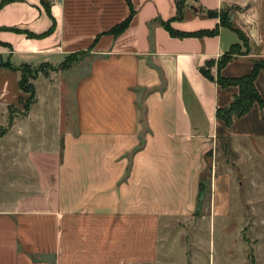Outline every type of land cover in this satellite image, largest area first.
<instances>
[{"label":"crops","instance_id":"0c3cea01","mask_svg":"<svg viewBox=\"0 0 264 264\" xmlns=\"http://www.w3.org/2000/svg\"><path fill=\"white\" fill-rule=\"evenodd\" d=\"M166 21L179 34H206L171 36ZM231 51L221 78L264 64V0L3 4L0 264L153 263L159 227L194 215L207 164L202 220H255L264 202V72L253 80L263 105L224 126L215 110L237 88L215 84V64ZM209 61L212 80L198 73ZM21 65L41 67L26 110Z\"/></svg>","mask_w":264,"mask_h":264},{"label":"rangeland","instance_id":"374dc122","mask_svg":"<svg viewBox=\"0 0 264 264\" xmlns=\"http://www.w3.org/2000/svg\"><path fill=\"white\" fill-rule=\"evenodd\" d=\"M209 169L207 164L201 177L204 192L194 215L161 225L157 258L144 264H264V202L258 204L259 216L249 224L240 225L236 218L202 220L209 201Z\"/></svg>","mask_w":264,"mask_h":264},{"label":"trees","instance_id":"16d2710c","mask_svg":"<svg viewBox=\"0 0 264 264\" xmlns=\"http://www.w3.org/2000/svg\"><path fill=\"white\" fill-rule=\"evenodd\" d=\"M11 1H14V0H1L0 1V7L3 4L11 2ZM219 18H220V22L222 25L230 26V23L228 22L226 13H220ZM127 24H128V19H126L123 22H121L120 24L114 26L109 31V34L112 36L118 35L119 33H121L124 30V28L127 26ZM159 24L171 36L199 37L202 34H206V33H201V32L189 33V34H179V33L172 31L169 28V22L168 21L160 22ZM26 36L33 37V35L28 34V33L26 34ZM40 36H42V35H40ZM79 54H82V53L69 55L65 59V62L63 64H61L60 67L61 68L66 67L67 64H70L71 62L76 60L77 59L76 57ZM231 54H233L232 51H231V53H228L227 55L222 56L215 64L216 71H217V75L214 79L215 84L221 88L230 87V86L237 88V94L234 95L231 103L225 108L215 110V118L217 120H220L223 123V125L226 127L229 126L232 118H237V117L243 116L245 113H247L249 111V109L251 108V106L253 104H258L260 106L263 105L258 94H257V92L255 91V89L253 87V80H254L258 71L262 70L264 72V64L262 62H254L249 74L242 76V77H239V78H221L218 75V71L231 59ZM211 66H212V62H210V61L206 62L203 67L198 68V73L201 76H203L204 78H206L208 80H212V77L210 76V73H209V68ZM40 68L41 67L30 68L27 65H21L15 69V70L19 71V73H20V77H19V81L17 83V87L22 93L27 95L25 101L23 102L24 103L23 104L24 110H26L27 106L30 104V102L34 98L33 87L29 81L36 77ZM202 174L200 176L199 183H198L197 202L204 192V186H203L202 178H201ZM251 264H252V261H251Z\"/></svg>","mask_w":264,"mask_h":264}]
</instances>
